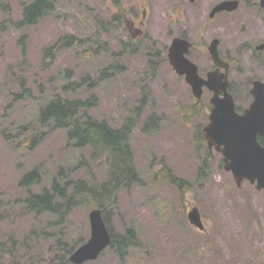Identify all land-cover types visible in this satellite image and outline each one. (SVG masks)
Returning <instances> with one entry per match:
<instances>
[{
  "label": "rangeland",
  "instance_id": "rangeland-1",
  "mask_svg": "<svg viewBox=\"0 0 264 264\" xmlns=\"http://www.w3.org/2000/svg\"><path fill=\"white\" fill-rule=\"evenodd\" d=\"M1 1L7 2L8 8L0 4V203L10 209L0 215V239L4 240L0 248L3 251L12 244L7 238L9 233L24 235L31 225L25 224L31 216L22 217L19 200L26 189L19 186L20 177L37 166L43 182L33 188L39 190L48 184L49 176L59 164L72 167L78 155L75 151L68 153L72 149L67 147L61 129L49 127L41 142L30 147H26L28 142L25 141L20 144L7 141L2 129L14 133L20 123L30 119L37 121L35 114L39 104L53 92L58 81L64 80L62 72L65 69H71L72 81L85 71L96 76L93 64L81 52L75 54L63 48L54 54L50 64L44 65L43 49L53 45L64 32L93 33L99 27L97 15L105 17L119 11H130L133 15L138 8L141 16L142 9L149 4L153 6L145 35L156 40L158 48L169 44L178 28L167 13L177 0H57V9L51 17L25 30L15 28L6 17H10L11 22L20 19L23 3L29 0ZM183 1L192 4L191 0ZM218 1L194 0L190 12L195 18L193 23L196 31L200 30L203 41L209 44L212 34L223 35L222 45L235 54L240 34L230 27L228 18L218 16L217 30L211 32L209 28V12ZM131 5L136 7L130 10ZM170 13L175 12L171 10ZM98 29L103 37L110 39L109 46L118 53L102 56L103 59L118 66L111 80L94 89L97 104L93 105L92 114L108 117L113 126H119L122 115L132 112L145 94L147 104L141 120L155 114L158 127L152 134L141 128L135 130L131 143L143 183L119 190L115 205L109 207L114 230L124 232L126 227H136L141 246L124 258L107 247L97 259L84 264H264V193L247 180L238 186L231 171L224 168L222 154L208 147L203 131L209 123L208 90L196 103L190 85L184 77L167 69L155 55V47L151 48L150 39L123 55L118 39ZM23 32L26 36L20 40ZM22 43L26 46L25 53ZM235 74L243 81L251 74L264 75L242 65L236 68ZM23 87L30 93L25 90L21 98H17L16 93ZM238 88L241 87L233 86L239 97L237 104L245 107L250 95ZM74 95L85 96L88 92ZM33 124L39 129L38 121ZM30 135L31 132L26 131L21 138ZM84 155L89 170L77 168L76 173L89 176L91 172L96 180L104 179L103 160H92L89 151L84 150ZM203 165L206 171L201 170ZM175 178L182 183L174 182ZM195 206L202 213L206 230L189 221L188 213ZM91 209L87 205L75 208L67 219L65 230L76 226L79 234L87 235V241ZM35 239L29 250L22 249L31 258L21 256L19 249L17 256L22 258L23 264H52L49 240L39 235ZM7 256L13 258V255ZM2 261L10 264L7 258Z\"/></svg>",
  "mask_w": 264,
  "mask_h": 264
},
{
  "label": "trees",
  "instance_id": "trees-1",
  "mask_svg": "<svg viewBox=\"0 0 264 264\" xmlns=\"http://www.w3.org/2000/svg\"><path fill=\"white\" fill-rule=\"evenodd\" d=\"M0 4L8 8L7 2L0 0ZM56 9L57 0H29L23 3L20 19L15 21L12 19L11 22L10 17L6 18L15 28L25 30L51 17ZM127 14V12H112L105 17L97 15V24L110 33V37L122 43L123 37L128 35L123 25ZM98 28H95L91 34L64 32L53 45L45 47L42 53L44 65H48L52 62L54 54L63 48L75 54L81 52L93 64L96 76H92L90 71H85L77 80L72 81L74 78L70 76L71 69H65L62 72L64 80L58 81L53 92L46 95L44 101L39 104L35 114L39 129L33 124L37 122L35 119L20 123L14 133L7 128L2 129L7 141H16L17 144L25 141L28 142L26 147L40 143L49 127L61 129L65 134L67 147L72 149L68 153L72 154L75 151L78 158L76 157L77 162L72 167L59 164L55 173L49 176L48 184L39 190L33 188L43 182L42 173L37 166L32 167L20 177L18 184L26 189V194L19 200L22 202V217L31 216L25 222L31 225L29 232L27 231L24 235L8 234L7 238L11 239L12 244L3 251L1 250L3 248H0V264H4L2 258L10 260V264H23L22 258L17 256L18 249L21 256L31 258V255L23 253L22 249L29 250L37 235L51 243L50 262L52 264H72L70 255L86 241L87 235L79 234L76 226L67 228V231L65 227L74 209L81 205L99 207L103 210V216L112 233L109 249L115 254L124 258L132 250H137L141 246L136 227H126L124 232L114 230L109 207L115 205L119 190L143 183L131 139L138 128L152 134L158 127V117L155 114H149L146 120H141L147 104L145 94L139 104L133 107L132 112L122 115L119 126H113L108 117L100 118L92 114L93 105L97 104L94 89L101 83L111 80L117 73L118 66L114 63L109 64L105 57L103 59L102 56L118 53L109 46L110 39L103 37ZM25 36L26 33L23 32L20 40ZM136 47L138 45L129 38L121 53L124 55V53L135 51ZM22 51L23 53L26 51L25 44L22 45ZM25 90V93H30L26 87H23L20 93H16V97L21 98ZM80 90L84 93L88 92V95H74L75 93L84 94L79 92ZM26 131L31 132L30 137L21 138ZM259 139L264 144V136H260ZM84 150L90 152L92 160H103L106 173L104 179L96 180L89 171V176L76 173L77 168L89 170ZM204 167L205 165L201 167L202 171L205 170ZM178 181L182 180L174 179V182ZM7 210L10 209L0 203V215H4ZM3 241L1 238L0 247H3ZM7 254L13 255V258L8 257Z\"/></svg>",
  "mask_w": 264,
  "mask_h": 264
},
{
  "label": "water",
  "instance_id": "water-1",
  "mask_svg": "<svg viewBox=\"0 0 264 264\" xmlns=\"http://www.w3.org/2000/svg\"><path fill=\"white\" fill-rule=\"evenodd\" d=\"M238 5L239 0H223L217 3L210 15L214 16L217 11L223 9L234 10ZM218 44L219 39H213L209 51L220 66L228 68V65L222 62ZM189 46L187 39L175 37L169 48V57L177 71L186 74L198 102L204 85L214 91L209 123L204 127L209 147H215L223 154L224 168L231 171L238 186L249 180L264 193V144L259 140V136H264V82H254L251 90L254 99L251 105L243 112H238L234 96L228 89V72L218 69L210 71L207 79L203 78L197 66L185 56ZM188 218L193 225L205 230L206 226L198 207L188 213ZM89 221L90 237L70 255L73 264L97 259L111 244L112 233L101 208L90 210Z\"/></svg>",
  "mask_w": 264,
  "mask_h": 264
},
{
  "label": "flooded vegetation",
  "instance_id": "flooded-vegetation-1",
  "mask_svg": "<svg viewBox=\"0 0 264 264\" xmlns=\"http://www.w3.org/2000/svg\"><path fill=\"white\" fill-rule=\"evenodd\" d=\"M191 1V3L194 5V0ZM220 1L221 0L216 2L211 7L208 19L210 25L209 28L211 29V32L217 30L218 16L221 18H228V21L232 24L230 27H234L238 34H240V37H238V47L235 50V54L238 57H236L229 48L222 45L223 35H220V37L216 36V34H212L209 44L208 41L202 40L200 30L196 31L193 23L195 19L194 15L190 13L194 6L192 4L190 5L185 3L183 0H177L174 7L170 10L168 9L167 11L170 21L177 26L178 30L177 33L172 36L170 43L163 45L160 48L156 46V40H154L152 37L150 39L148 35H145L153 4L145 5L144 9H142L141 16H139L140 14L138 12V8L133 15H131L132 13L130 11H127L128 14L123 20V25L127 30L128 35L122 39V49L129 38L133 39L136 45H138V43H141L142 45L143 41L150 39L152 41L151 48L155 47V55L160 57L167 69L178 76L184 77L186 80L185 74L180 75L171 64L169 58V48L173 38L176 36L185 38L190 42L189 49L185 52V56L197 66V70L200 75L206 78L210 71H217L218 69H220L222 72L227 71L229 77V90L231 91L232 89L235 91V89H233V86L235 85L241 87L238 89H242V91L246 90V92L250 95V102L247 106H250L253 98L251 90L254 82L256 80L264 81V75L251 74L245 81H243L240 80L239 75L235 74V71L236 68H241L242 65V67L249 71L255 70L257 72L264 73V0H239V5L236 9H223L217 11L214 16H211L210 14L212 9ZM116 7L119 8L118 4H116ZM135 7L136 6L131 5L129 8L130 10H133ZM239 7H241V12L238 13L237 11H239ZM171 10H174L175 13H170ZM130 16L131 19H128ZM205 22L206 21H204V23L202 22V24L204 25ZM213 39H219L218 49L220 57L222 58V62L228 65V68H226L224 65L220 66L217 60L209 52V46ZM206 89L210 93L211 107V97L213 95V90L205 86L203 88V95L205 91H207ZM238 98L239 97L235 95L236 103ZM245 107L237 105V108L240 112H242Z\"/></svg>",
  "mask_w": 264,
  "mask_h": 264
}]
</instances>
